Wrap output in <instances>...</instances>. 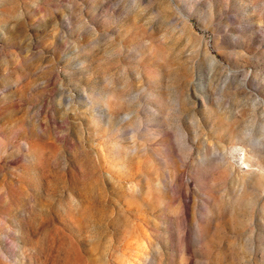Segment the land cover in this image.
Returning <instances> with one entry per match:
<instances>
[{
	"label": "rangeland",
	"instance_id": "rangeland-1",
	"mask_svg": "<svg viewBox=\"0 0 264 264\" xmlns=\"http://www.w3.org/2000/svg\"><path fill=\"white\" fill-rule=\"evenodd\" d=\"M0 264H264V0H0Z\"/></svg>",
	"mask_w": 264,
	"mask_h": 264
}]
</instances>
